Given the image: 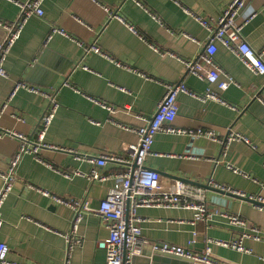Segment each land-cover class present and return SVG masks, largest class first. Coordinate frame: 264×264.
<instances>
[{
    "label": "crops",
    "instance_id": "obj_1",
    "mask_svg": "<svg viewBox=\"0 0 264 264\" xmlns=\"http://www.w3.org/2000/svg\"><path fill=\"white\" fill-rule=\"evenodd\" d=\"M26 1L0 0V20L15 22L18 4ZM228 1L45 0L44 16L26 22L4 62L8 76L0 77V173L7 172L19 149L14 134L27 137L29 146L36 145L48 96L55 97L59 106L44 140L53 148L41 146L37 156L22 157L1 210L0 241L9 248L10 262L106 264L105 251L98 247L109 237L103 222L94 212L60 205L52 196L88 201L96 210L115 186L114 179L91 183L82 176L64 174H89L95 166L88 159L101 155L127 157L125 148L136 144L137 136L122 127L143 126L140 118L155 114L165 85L183 82L192 93H218L225 104L180 94L173 127L186 132L211 131L218 141L190 133H159L144 168L160 174L163 189H170L175 181L202 189L209 218L195 224L191 210L138 209L145 243L135 262L161 264L147 254L155 251V245L167 243L198 256L208 255L221 264H264V210L215 188H230L249 199L259 195L264 200V75L249 71L220 42H216L214 55L221 70L218 83L229 76L235 84L224 90L218 84L208 85L186 66L198 60L209 41V33L196 19L216 22ZM246 20L242 39L254 50H264V0H247L238 17L240 22ZM55 28L66 36L53 34ZM5 33L0 27V44ZM93 45L104 56L86 54L84 48ZM19 83L39 92L20 88L12 96ZM230 131L248 143H221ZM124 169L108 163L101 172L112 175ZM78 212L82 220L72 233ZM231 215L245 225L231 224ZM68 237L80 239L81 244L71 245ZM192 240L195 244L190 246ZM217 241H241L250 253Z\"/></svg>",
    "mask_w": 264,
    "mask_h": 264
},
{
    "label": "built area",
    "instance_id": "obj_2",
    "mask_svg": "<svg viewBox=\"0 0 264 264\" xmlns=\"http://www.w3.org/2000/svg\"><path fill=\"white\" fill-rule=\"evenodd\" d=\"M45 0H27L18 4L19 16L13 23H5L0 20V27L5 30V38L0 44V77L6 78L7 71L4 68V62L11 49L17 42L26 22L33 17L42 18L44 11L42 8ZM247 0H229L221 12L216 22H210L205 19H196L197 22L209 33V41L204 53L196 62H187V70L201 79L207 81L208 85L218 84L220 89H226L235 84L233 78L226 76V81L219 82L221 70L217 66L214 55L217 52L216 42H220L227 48L234 51L242 64L251 72L264 75V50L256 51L247 42L242 39V29L247 23L238 21V17L246 6ZM188 14L191 15L190 12ZM121 20V19H120ZM135 32L133 27H130ZM53 34L65 35L61 29H53ZM82 45V44H80ZM85 53H95L103 55L99 47L86 46ZM88 70L87 67L83 68ZM20 88H26L32 92H39L37 89L27 84H16L13 94ZM180 94H189L203 102L217 101L225 104L218 93L207 90L205 94H196L188 90L183 82L168 83L165 85V94L157 106L155 114L150 118H140L143 126L139 127H122L123 130L136 134L137 142L134 145L127 146L126 155H101L96 159H88L94 164L95 168L89 174H83L80 171L64 174L66 177L82 176L89 182L106 183L114 179L113 186L106 199L100 201L96 210L92 209L90 202H78L73 199H64L52 196V199L60 205L68 206L73 209L81 208L86 212H94L101 222L106 226L109 237L98 243V247L103 249L106 254V264H137L134 259L141 254L144 240L142 238L141 223L142 219L138 216L140 208H163L167 210L184 209L193 211L194 223L206 222L209 218L205 200V192L195 186L189 185L183 181H175L170 189L161 188L160 174L155 171L146 170L144 163L151 154L152 146L156 135L164 134H186L190 133L196 138L207 137L210 140L218 141L211 131L199 129L196 132H186L173 127V123L178 115V96ZM49 105L40 119V125L36 133V145L29 146L30 140L20 134L14 136L20 141V146L16 154L10 160L7 172L0 173L2 186L0 189V229L3 225L1 219V210L12 191L13 184L16 180V169L22 157L25 154L38 155L39 147L53 148L44 143L45 135L51 126L55 112L59 106L53 96H48ZM110 112L112 107L104 106ZM234 141L248 140L239 133L230 131L228 136L220 141L223 144H230ZM108 163H116L124 166V170L118 174H104L101 169ZM215 188L227 193L239 195L230 188L215 186ZM44 196H49L47 192H42ZM240 196V195H239ZM251 200L264 204L262 197L254 196ZM264 210V207H259ZM233 225L243 226L244 221L238 216L231 215L228 217ZM82 220L81 212L76 213L72 226V233L77 230V225ZM196 235V234H195ZM71 245L81 244L80 239L68 237ZM218 244L231 248L241 253L249 254L241 241H232L229 243L217 241ZM195 244L192 240L189 245ZM154 250L162 254L175 256L181 259L191 260L195 264H221L212 260L208 255L198 256L187 248L173 244L155 245ZM9 248L6 243L0 241V264H19L8 260Z\"/></svg>",
    "mask_w": 264,
    "mask_h": 264
},
{
    "label": "water",
    "instance_id": "obj_3",
    "mask_svg": "<svg viewBox=\"0 0 264 264\" xmlns=\"http://www.w3.org/2000/svg\"><path fill=\"white\" fill-rule=\"evenodd\" d=\"M217 192H219L222 195H226V196H228L230 198H236V199H239V200H243V201L249 202V203H251V204H253V205L257 206V207H264V204H262L260 202H257V201H254V200H251L249 198H245V197L238 196V195L231 194V193L226 194L223 191H217ZM153 255H154V258H152V262H155V263H161V264H195L191 260H186V259H181V258H178V257H175V256L165 255V254H162L160 251H157V250H155L154 252L151 251V253H148L147 257L151 258ZM163 257H165V259ZM166 257L169 258L170 261ZM135 259H134V261H135Z\"/></svg>",
    "mask_w": 264,
    "mask_h": 264
}]
</instances>
